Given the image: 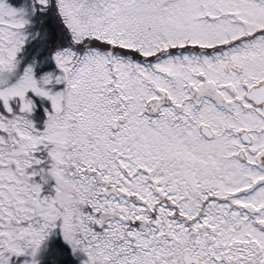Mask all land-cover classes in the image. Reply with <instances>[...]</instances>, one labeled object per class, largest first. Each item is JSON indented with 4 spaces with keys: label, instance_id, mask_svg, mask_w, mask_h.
<instances>
[{
    "label": "snow or ice",
    "instance_id": "6c2138e0",
    "mask_svg": "<svg viewBox=\"0 0 264 264\" xmlns=\"http://www.w3.org/2000/svg\"><path fill=\"white\" fill-rule=\"evenodd\" d=\"M0 264H264V0H0Z\"/></svg>",
    "mask_w": 264,
    "mask_h": 264
}]
</instances>
